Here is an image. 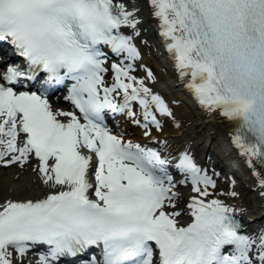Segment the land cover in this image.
Returning a JSON list of instances; mask_svg holds the SVG:
<instances>
[{
	"label": "snow or ice",
	"instance_id": "obj_1",
	"mask_svg": "<svg viewBox=\"0 0 264 264\" xmlns=\"http://www.w3.org/2000/svg\"><path fill=\"white\" fill-rule=\"evenodd\" d=\"M147 2L179 78L233 124L232 143L264 189V0ZM137 11L122 0H0V46L24 63L0 72V167L35 158L49 189L0 203V264H26L30 253L35 264H264V231L244 234L187 150L164 154L106 123L123 115L150 137L158 116L173 117L148 86L151 70L133 74ZM61 86L72 110L49 102ZM178 183L194 193L186 213Z\"/></svg>",
	"mask_w": 264,
	"mask_h": 264
},
{
	"label": "bare ground",
	"instance_id": "obj_2",
	"mask_svg": "<svg viewBox=\"0 0 264 264\" xmlns=\"http://www.w3.org/2000/svg\"><path fill=\"white\" fill-rule=\"evenodd\" d=\"M123 2L130 8L135 6L138 9L137 17L140 20L138 29L139 32H141L144 36L149 34L150 25L158 26L159 22L155 17L152 16V10L147 0H123ZM144 5L148 7L147 11L145 10ZM148 14L151 18H149V25L144 21V17L148 16ZM128 31L129 30H127V34ZM148 47L150 48L149 50H151V47ZM170 63L171 65H174V62L171 58ZM154 68H157L158 71L155 72ZM135 69L136 70L133 74L138 78L145 77L146 69L151 70L153 76L155 77V80L148 81V86L151 87L154 92L158 93L162 88L166 87L165 85L162 86L159 82L161 80L160 78L164 76V70H161L156 59H151L150 61L148 57L140 53V59L135 62ZM108 79L109 81L111 80V73H109ZM172 99H174V96H171V100ZM165 101L168 103L170 109L172 110L173 117L158 116V119H160L162 124V130L157 131L155 128H152L150 137L144 135V129L142 127H132L133 123L125 116V120L121 122L122 124L120 125V127H117L115 124H113L111 128L115 133H122L126 140H131L133 143H140L142 145H145V142L147 140L158 139L161 141L164 147H168L173 144V146H177L178 149L180 147L186 146L187 134L189 135V133L193 132L197 134L201 127L205 128V133H208V135L215 134L219 137L221 136L225 144L229 145L232 148L233 152L237 154L238 159L242 160V164L245 167L244 171L250 178L249 182L256 187V190L259 192L260 197L256 199L249 198V200L248 197L242 193V191L238 190L236 187L232 188V186H229L228 178V180L223 183L214 179L216 182V188L215 190L209 189L213 192L212 198L221 199L225 204L236 208L238 210L237 215L242 218L246 216L254 217L257 213L263 211L264 195H262V192H264V189L259 186L257 177L253 175V171L248 166L246 158L240 154L239 149H237L232 143L233 124L222 121L218 117L217 113L207 112L201 107L198 109L199 111L194 114L190 113L186 109L188 104L186 106L180 103L171 105L169 104L167 99H165ZM49 102L52 104L53 108L70 110L69 102L63 98L50 99ZM172 140H174L175 142ZM37 163V160L33 158L23 168H20L17 165H12L10 167H0V203H2L5 199L18 200L44 198V196L49 192V189L41 182L38 172L33 170ZM219 185H221V187H219ZM175 191L178 194L176 202H179L177 210L186 213V204L189 202L190 197L194 195V193H192L191 191V185H188V187H185L182 190L178 191L176 188ZM231 192H235L237 195L235 197H232L229 194ZM180 204L184 205L181 207ZM254 208L255 210H253ZM190 220L191 218L187 214L182 217V223L184 224H186ZM27 261H29L28 258Z\"/></svg>",
	"mask_w": 264,
	"mask_h": 264
},
{
	"label": "rangeland",
	"instance_id": "obj_3",
	"mask_svg": "<svg viewBox=\"0 0 264 264\" xmlns=\"http://www.w3.org/2000/svg\"><path fill=\"white\" fill-rule=\"evenodd\" d=\"M148 44H151L150 42H148ZM141 51H142V53L146 56V57H148V59H150V61H151V59H154V57H153V55H152V52H150L151 50H149L150 48H144V46H143V43L141 44ZM147 47V46H146ZM219 187H221V185H219ZM177 190H182V188H179V189H177ZM177 203V202H176ZM179 203V202H178ZM177 203V206H179V204ZM184 204H180V206L182 207Z\"/></svg>",
	"mask_w": 264,
	"mask_h": 264
}]
</instances>
